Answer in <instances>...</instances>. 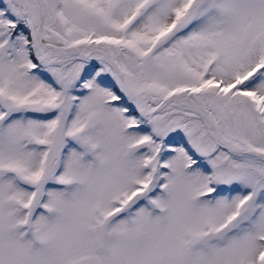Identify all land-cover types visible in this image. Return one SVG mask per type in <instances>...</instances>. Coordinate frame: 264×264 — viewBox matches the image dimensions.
Instances as JSON below:
<instances>
[{
  "label": "snow or ice",
  "instance_id": "1",
  "mask_svg": "<svg viewBox=\"0 0 264 264\" xmlns=\"http://www.w3.org/2000/svg\"><path fill=\"white\" fill-rule=\"evenodd\" d=\"M0 264H264V0H0Z\"/></svg>",
  "mask_w": 264,
  "mask_h": 264
}]
</instances>
